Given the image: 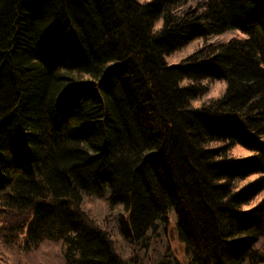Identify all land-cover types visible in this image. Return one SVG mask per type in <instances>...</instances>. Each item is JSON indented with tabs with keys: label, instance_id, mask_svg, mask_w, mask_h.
Masks as SVG:
<instances>
[{
	"label": "trees",
	"instance_id": "1",
	"mask_svg": "<svg viewBox=\"0 0 264 264\" xmlns=\"http://www.w3.org/2000/svg\"><path fill=\"white\" fill-rule=\"evenodd\" d=\"M263 193L264 0H0L5 256L51 240L65 264H178L173 213L189 264H264Z\"/></svg>",
	"mask_w": 264,
	"mask_h": 264
},
{
	"label": "rangeland",
	"instance_id": "2",
	"mask_svg": "<svg viewBox=\"0 0 264 264\" xmlns=\"http://www.w3.org/2000/svg\"><path fill=\"white\" fill-rule=\"evenodd\" d=\"M141 1V0H140ZM146 1V0H144ZM202 1V0H201ZM162 20L159 21L157 25H161ZM233 37H246V34L242 32L240 29H231L221 34L212 35L207 38L200 37L192 40L187 45L182 48L174 51L173 53L167 56V61L170 64L179 63L182 59L189 56L193 53L198 47L202 46L204 43H222L229 41ZM186 80L184 83H187ZM208 91L201 96L195 98L193 102L197 105H203L204 103H208L209 101H213L219 97H221L227 88V82L225 80H213L207 81ZM264 193L258 198V200L263 197ZM85 206L90 210L92 215L99 221L102 220L106 215L111 213V205L103 198H90L86 197ZM120 207L123 205L120 204ZM117 208H115L116 213ZM117 214V213H116ZM115 215V214H114ZM107 217V216H106ZM113 218V217H109ZM170 223L166 226V236L164 241V246L167 247V251H169L170 256H174L178 262V264H189L188 256L185 251V247L183 243L180 241L177 230L175 227V217L173 213L170 215ZM120 241V240H119ZM258 246L262 247L264 250V238H261L257 243ZM125 247H127L126 243H124ZM153 246V245H152ZM129 247V246H128ZM123 256L125 258H131V256L136 255L138 253H134L133 249L129 247V249L124 250V246H122ZM153 249L151 248V252ZM1 251H4L0 246V264H65L64 254L62 249L61 242H54L51 240H45L38 249L29 252L28 254H23L21 256L14 254L8 258ZM8 254V253H7ZM142 254L139 253L138 257H142ZM137 257V258H138Z\"/></svg>",
	"mask_w": 264,
	"mask_h": 264
},
{
	"label": "clouds",
	"instance_id": "3",
	"mask_svg": "<svg viewBox=\"0 0 264 264\" xmlns=\"http://www.w3.org/2000/svg\"><path fill=\"white\" fill-rule=\"evenodd\" d=\"M144 2V0H141V3H143Z\"/></svg>",
	"mask_w": 264,
	"mask_h": 264
},
{
	"label": "snow or ice",
	"instance_id": "4",
	"mask_svg": "<svg viewBox=\"0 0 264 264\" xmlns=\"http://www.w3.org/2000/svg\"><path fill=\"white\" fill-rule=\"evenodd\" d=\"M160 27V25H157V28H159Z\"/></svg>",
	"mask_w": 264,
	"mask_h": 264
},
{
	"label": "bare ground",
	"instance_id": "5",
	"mask_svg": "<svg viewBox=\"0 0 264 264\" xmlns=\"http://www.w3.org/2000/svg\"><path fill=\"white\" fill-rule=\"evenodd\" d=\"M187 45V44H186ZM182 48V47H181ZM169 63V62H168ZM199 97V96H198Z\"/></svg>",
	"mask_w": 264,
	"mask_h": 264
}]
</instances>
